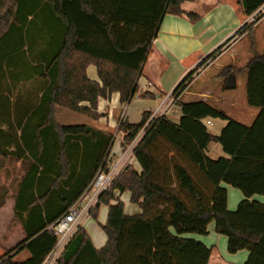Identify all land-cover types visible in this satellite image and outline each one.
I'll return each instance as SVG.
<instances>
[{
  "label": "trees",
  "instance_id": "1",
  "mask_svg": "<svg viewBox=\"0 0 264 264\" xmlns=\"http://www.w3.org/2000/svg\"><path fill=\"white\" fill-rule=\"evenodd\" d=\"M169 2L0 0V167L13 174L0 177L11 178L8 185L0 182V206L11 191L9 225L23 232L0 255V264H42L57 241L46 227L81 195L114 141L115 134L101 127L58 124L54 106L97 119L100 97L117 92L120 103L127 104L135 95L153 96L139 91L137 80ZM240 2L246 16L254 14L253 20L175 87L171 94L181 113L177 122L169 115L148 121L149 112L137 123L119 122L122 148L142 130L133 152L140 170L125 166L90 213L96 217L100 204L108 206L101 224L106 243L96 249L79 226L56 264H207L211 247L184 235H206L211 222L227 238L229 253L245 249L243 264H264V201L252 198L264 197V54L254 53L244 65L246 103L258 108L250 124L229 117L207 99L186 100L181 94L197 67L217 58L222 47L252 30L263 16L259 9L264 0ZM177 13L197 19L182 10ZM42 41L48 46L43 59ZM18 56L20 61H14ZM90 63L99 81L86 76ZM26 64L28 75L43 76L47 84L36 102L18 111L19 99L9 98V83L3 82H12ZM231 70V65L224 66L220 74ZM81 101L89 105L79 106ZM211 118L225 121L217 135L204 123ZM210 142L219 143L226 156L210 158ZM225 185L243 195L234 210L227 207ZM125 191L139 205V214L124 213L120 194ZM22 251L27 256L16 258Z\"/></svg>",
  "mask_w": 264,
  "mask_h": 264
},
{
  "label": "crops",
  "instance_id": "2",
  "mask_svg": "<svg viewBox=\"0 0 264 264\" xmlns=\"http://www.w3.org/2000/svg\"><path fill=\"white\" fill-rule=\"evenodd\" d=\"M178 10L191 13L196 16L197 19L192 20L184 14H178ZM249 16L253 17V14ZM262 18L264 19V14L260 19ZM247 19L249 18L243 13L240 0H170L168 9L160 20L157 34L151 42L147 58L142 67L141 75L137 80L138 90L147 91L153 94V96L141 97L140 95H135L127 104L120 103L119 94L117 92H113L105 98L100 97L98 98L96 108V112L99 114L97 119H93L86 114L75 112L63 105H55L54 117L56 122L58 124H94V126L113 131L115 139L117 135L119 138L116 145L114 147L112 145L111 147L112 156L119 155L122 149L120 145L121 133L117 131L119 122L121 120H127L131 123H137L142 119L143 112H149L152 115L165 98L173 92L175 87L187 73L197 66L201 58L227 40L243 23L247 22ZM259 36L260 39H264V25L260 29ZM236 41L237 39L233 40L228 49H233ZM40 51L42 56L41 59L48 57V46H44L43 41L41 42ZM19 57L20 56L14 58V61L19 62ZM41 62L44 64L45 61ZM33 64H35V62ZM207 66H205L204 69ZM28 67L30 66L26 64L20 70L18 69L16 77L12 82H3V86L9 83V98L12 100L14 97L19 99L16 106L18 111H25L30 107L29 104L36 102L41 96L44 86L47 84L43 76L38 77L35 73L31 74L30 70L28 73L31 75H28L26 73ZM203 70L199 73L196 71V75H193L191 79L187 81V87L181 93L182 97L186 100H197V97H203V99H205V95H207L206 93L208 92L206 86L200 85L192 88L195 79ZM85 72L90 80L99 81L95 64H88ZM7 94L8 93H6V95ZM216 100H218V98H216ZM211 103L213 105L218 104L217 101H212ZM88 105L89 103L87 101H81L79 103V106L86 107ZM180 115L179 105L174 104L169 114L170 119L177 122ZM244 115L242 119H251L247 111ZM71 119L72 121H69ZM218 121L217 124L211 121L212 125H217L213 132L215 135L219 134L222 127L225 125L224 120L219 119ZM207 155L213 159L226 156L222 151L221 145L217 142H210L208 144ZM130 163L135 169L138 171L140 170V166L135 157L131 159ZM17 165H19V163H17ZM11 171L12 170H6V168L0 167V177L7 175L12 176L13 174H11ZM225 187L227 189V207L232 210L237 207L243 195L238 189L229 185H225ZM7 194L3 204L0 206V225L5 222H10L13 217L12 206L14 199L11 191ZM128 197L130 200L129 192ZM252 198L264 201V197L260 195H254ZM135 206L136 207L133 206L128 213H125L124 208V213L127 215L139 214L141 209L139 205L135 204ZM106 207L108 208L107 205ZM3 212L9 214V217L5 221H2L1 217ZM207 230L208 232L206 235H184L186 237L198 239L208 247H211V253L207 264L244 263L248 256L247 250L242 249L235 253H229L227 251V238L215 232L213 222L208 224ZM85 231L96 249H99L106 243L105 234H93L92 232L90 234L86 229ZM22 238L23 232L20 230V238L13 244H17ZM8 243L9 240L4 241V243H0V247ZM13 246H7L5 251ZM19 255H22L20 259H24L27 253L23 254L22 251L17 254L16 257Z\"/></svg>",
  "mask_w": 264,
  "mask_h": 264
},
{
  "label": "rangeland",
  "instance_id": "3",
  "mask_svg": "<svg viewBox=\"0 0 264 264\" xmlns=\"http://www.w3.org/2000/svg\"><path fill=\"white\" fill-rule=\"evenodd\" d=\"M262 14H264V12H262ZM248 18L249 19H247V22H249L250 19H253L252 16H248ZM263 25H264V19L262 18L256 24H254L252 30L246 31L244 34L235 38L237 39V41L233 49H228L233 41L231 40V42L227 43L224 47H222V49L219 51L220 55L217 58H215L213 62L211 61H210L211 63L205 62L200 67H197L196 71L199 73L201 70L204 69L205 66H207L210 63L197 76L192 86V88L200 85L206 86L208 92L206 93L207 95H205L206 96L205 99L211 102L217 101L218 104L215 105V107L224 111L229 117L244 124H250L252 119L255 117V115L258 112V108L251 107L246 103V93H245L246 70L244 69V64L254 53L264 54V39H260L259 36L260 29L262 28ZM207 54H205L201 58V60ZM227 65L232 66L231 72L226 76L224 74H220V71L223 69V67ZM197 72H195L194 75H196ZM230 74L234 76L235 84L232 87H226L225 82ZM186 84L184 86H186ZM216 98H218V100H216ZM199 99L205 100L203 99V97H197V100ZM246 111L250 114L249 116V118H251L250 120L242 119V117L245 116L244 113ZM72 119L69 121H72ZM218 120H219L218 118H211V121H213V123L215 124L219 122ZM207 127L209 131L213 133L217 125H208ZM118 138H119L118 135L116 136V139L114 138L115 141L110 145L105 155V158L107 156L110 158H113L114 156L115 157L118 156V155L112 156V152H111V147L112 145L113 147L116 145ZM10 179L0 178V182L2 184L8 185L10 184L9 181ZM120 200L124 203L125 213L131 211L133 206L136 207L135 204L131 203V201L129 200L128 191H125L122 194H120ZM107 209L108 208L106 207L105 204H100L97 210L98 212L96 217L89 215L83 219L82 221L83 228L86 229L90 234L92 232L93 234L100 233L104 235V232L101 228V224H104L106 221ZM1 217H2V221H5L9 217V214L3 212L1 214ZM8 223L10 224V222L7 223L5 222L4 224L0 225V243H4V241L9 240L8 244L5 245L3 244L2 247H0V255L4 253L7 246H13L14 245L13 243H16L18 238H20V229L12 225L10 226ZM26 253H27L26 251H23V254ZM21 257L22 255H19L16 258L20 259Z\"/></svg>",
  "mask_w": 264,
  "mask_h": 264
},
{
  "label": "built area",
  "instance_id": "4",
  "mask_svg": "<svg viewBox=\"0 0 264 264\" xmlns=\"http://www.w3.org/2000/svg\"><path fill=\"white\" fill-rule=\"evenodd\" d=\"M259 10L261 13L264 12V4ZM251 20L253 19H250V21ZM174 104V96L169 94L162 104L152 113V115H150L148 121L155 116L169 115ZM204 123L206 125H212V122L209 119H205ZM141 135L142 130L129 144L121 149L120 154L117 157L110 158L107 156L81 195L58 219L46 227L47 232L54 236L57 241L43 260L42 264H56L57 259L62 253L68 240L77 228L82 226L83 219L89 216L91 211L96 207L100 195L111 188L116 176L125 166L130 164L131 159L134 157V147ZM104 162L105 165L103 166Z\"/></svg>",
  "mask_w": 264,
  "mask_h": 264
},
{
  "label": "water",
  "instance_id": "5",
  "mask_svg": "<svg viewBox=\"0 0 264 264\" xmlns=\"http://www.w3.org/2000/svg\"><path fill=\"white\" fill-rule=\"evenodd\" d=\"M234 84H235L234 76L230 74V75L227 77V80H226V82H225V86H226V87H232Z\"/></svg>",
  "mask_w": 264,
  "mask_h": 264
}]
</instances>
